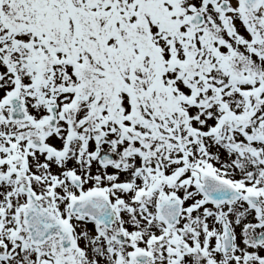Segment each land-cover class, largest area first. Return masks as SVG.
I'll list each match as a JSON object with an SVG mask.
<instances>
[{"label": "snow or ice", "instance_id": "obj_1", "mask_svg": "<svg viewBox=\"0 0 264 264\" xmlns=\"http://www.w3.org/2000/svg\"><path fill=\"white\" fill-rule=\"evenodd\" d=\"M0 264H264V0H0Z\"/></svg>", "mask_w": 264, "mask_h": 264}]
</instances>
